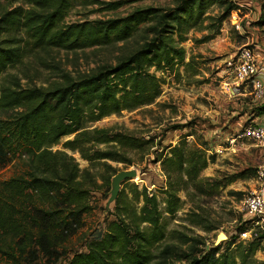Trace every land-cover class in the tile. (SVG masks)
Listing matches in <instances>:
<instances>
[{
    "label": "trees",
    "instance_id": "obj_1",
    "mask_svg": "<svg viewBox=\"0 0 264 264\" xmlns=\"http://www.w3.org/2000/svg\"><path fill=\"white\" fill-rule=\"evenodd\" d=\"M3 1L25 7L5 9L0 15V78L34 50L76 52L118 44L124 47L136 38L139 41L128 51L122 48L113 63L99 64L75 76L62 70L56 76L59 81L46 86L22 87L14 76L1 79L0 168L15 157L27 159L21 173L0 182V262L259 264L255 254L264 243L263 233L248 242L232 238L208 249L200 237L175 230L168 235L163 221L165 215L173 217L180 210V192L187 197L214 196L246 175L238 173L223 180L201 177L210 157L205 149L188 145L190 134L156 156L166 177L161 190L163 209L155 194L131 184L115 199L108 213L112 220L105 221L100 239L89 240L84 251L68 260H61L60 250L92 211L89 193L96 182L72 156L52 147L71 137L63 142V148L78 153L89 166L100 163L103 182L118 173L107 162L131 166L129 153L148 156L152 140L111 129H89V125L155 103L163 85L156 73H178L186 59L181 44L187 34L211 31L194 41L207 43L238 6L230 0H173L166 7H136L122 17L66 24L63 20L76 0ZM212 7L220 12L207 15ZM261 8L264 24V4ZM263 113L264 102L256 103L246 124L252 125ZM99 145L105 149H98ZM189 217L191 225L205 232L213 229L207 226L205 216L192 211ZM241 232L240 227L237 234Z\"/></svg>",
    "mask_w": 264,
    "mask_h": 264
},
{
    "label": "rangeland",
    "instance_id": "obj_2",
    "mask_svg": "<svg viewBox=\"0 0 264 264\" xmlns=\"http://www.w3.org/2000/svg\"><path fill=\"white\" fill-rule=\"evenodd\" d=\"M230 1L236 4L238 9L225 20L212 40L203 44L194 42L207 34L208 30H192L187 34V39L181 46L186 51L184 64L190 61L188 65L180 66L178 73L175 74L156 73L163 81V85L161 95L155 103L131 112L123 111L89 125V129L95 127L111 129L130 133L144 140H152L153 147L148 156L142 157L137 153H129L133 161L131 166L114 162H107V164L117 172L135 170V178L121 182L120 192L123 189L128 191L131 184L136 185L139 190L144 188L147 193L157 196L161 209L164 208L162 203L164 196L161 190L166 185V177L161 170L160 162L156 161V156L168 145L177 144L184 135L190 134L186 137L190 147L205 149L207 157H210L207 167L200 173L201 177L223 180L234 174H246L245 177L219 190V193L214 196L187 197L180 192L178 195L182 202L180 210L173 217L165 215L163 223L168 235L175 230L192 238L200 237L205 243V249L230 241L232 238H235L236 242H248L256 235L263 233L256 220L250 219L244 213L241 200L257 186L256 170L260 164L264 163V153H261L264 147L248 139L234 144L228 141L250 122L249 111L256 104L249 96L251 107L248 110L243 111L237 107L238 101H232L233 99L228 98L224 90L220 88L222 79L217 74L227 69L228 64L233 62L242 47L250 48L256 56L258 55L257 58L264 60V24L261 18V6L264 0ZM118 2L122 3L118 7H107L109 4ZM172 2L173 0H76L63 21L67 24L122 17L136 7H166ZM18 6L25 7L21 3L10 4L2 0L0 15L5 9L11 10ZM219 12L217 7H212L207 15L214 16ZM137 41H139L138 38L132 39L124 47L118 44L76 52L57 49L34 50L21 64L3 74L0 81L2 78L14 76L22 87L46 86L59 81V77L56 76H59L62 70L75 76L99 64L113 63L115 56L122 51V48L128 51L136 46ZM57 67L60 71L54 69ZM246 90L251 92L250 87H246ZM68 139L71 137L61 139L57 146L52 147V150L63 151L72 156L81 170L87 169L91 173L96 184L89 193L92 211L84 216L83 225L77 233L62 245L61 260H68L73 254L84 251L85 244L89 240L102 237L105 232V221L112 220V216L108 213L114 206L113 202L106 209L110 197L111 180L102 181L104 167L100 163L89 166L78 153L64 149L62 144ZM97 148L105 149V146L99 145ZM26 159L25 156L15 157L0 168V182L21 173ZM192 211L205 216L209 220L206 223L207 226L213 229L205 232L200 227L191 225L188 219ZM240 227L243 228V232L237 234ZM220 235H224L225 239L217 243ZM255 259L259 264H264V243L256 252ZM0 264L4 263L0 262ZM41 264H44V260Z\"/></svg>",
    "mask_w": 264,
    "mask_h": 264
},
{
    "label": "built area",
    "instance_id": "obj_3",
    "mask_svg": "<svg viewBox=\"0 0 264 264\" xmlns=\"http://www.w3.org/2000/svg\"><path fill=\"white\" fill-rule=\"evenodd\" d=\"M225 74L235 88L250 87V96L254 102H264V69L250 48L239 49L233 62L228 64ZM245 139L256 145H264V128L254 123L246 125L228 141L234 144ZM255 182L257 186L242 198L241 206L250 219L256 220L264 233V163L257 167Z\"/></svg>",
    "mask_w": 264,
    "mask_h": 264
},
{
    "label": "crops",
    "instance_id": "obj_4",
    "mask_svg": "<svg viewBox=\"0 0 264 264\" xmlns=\"http://www.w3.org/2000/svg\"><path fill=\"white\" fill-rule=\"evenodd\" d=\"M257 56H256V58H257ZM257 61H258L259 65L264 69V60L257 58ZM225 73H226V70H223L219 74H217L218 77L222 79L220 82V84H221L220 88L222 90H224V92L228 98L233 99L232 101H236V102L238 101L237 107H240L241 110H243V111H246L245 109L248 110L251 107V105L249 104L250 98H248L250 96V92H247L245 87L235 88L233 86V84L230 82V80L227 78ZM253 103L256 104V102H254V101H253ZM244 113L246 114V112H244ZM242 116H245V115H242ZM242 116L240 118H242ZM251 118H252L251 115H249L248 119H251ZM252 123L257 124L258 126H261L264 128V113L260 117L254 119L252 121ZM260 146L264 147V145H260ZM262 150L263 151L260 150L261 153H264V149H262Z\"/></svg>",
    "mask_w": 264,
    "mask_h": 264
},
{
    "label": "water",
    "instance_id": "obj_5",
    "mask_svg": "<svg viewBox=\"0 0 264 264\" xmlns=\"http://www.w3.org/2000/svg\"><path fill=\"white\" fill-rule=\"evenodd\" d=\"M136 177V171L135 170H129V171H120L116 173V175L113 176L111 180V190H110V197L106 204V209H108L109 205L115 201L117 198L119 192H120V185L121 182L124 180H130ZM224 235H220L217 238V243L224 240Z\"/></svg>",
    "mask_w": 264,
    "mask_h": 264
},
{
    "label": "bare ground",
    "instance_id": "obj_6",
    "mask_svg": "<svg viewBox=\"0 0 264 264\" xmlns=\"http://www.w3.org/2000/svg\"><path fill=\"white\" fill-rule=\"evenodd\" d=\"M225 238V237H224Z\"/></svg>",
    "mask_w": 264,
    "mask_h": 264
}]
</instances>
